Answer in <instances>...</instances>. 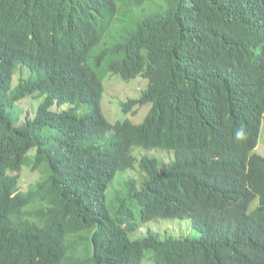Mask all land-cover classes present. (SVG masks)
<instances>
[{
	"label": "trees",
	"instance_id": "obj_1",
	"mask_svg": "<svg viewBox=\"0 0 264 264\" xmlns=\"http://www.w3.org/2000/svg\"><path fill=\"white\" fill-rule=\"evenodd\" d=\"M107 77L146 86L140 123L104 117ZM263 119L264 0H0V264H264Z\"/></svg>",
	"mask_w": 264,
	"mask_h": 264
},
{
	"label": "rangeland",
	"instance_id": "obj_2",
	"mask_svg": "<svg viewBox=\"0 0 264 264\" xmlns=\"http://www.w3.org/2000/svg\"><path fill=\"white\" fill-rule=\"evenodd\" d=\"M26 70L22 71L19 70V68L16 69V74L13 79V85H15L19 78L22 76H26ZM109 77V76H108ZM107 77V78H108ZM117 77V76H115ZM106 78V79H107ZM103 81L104 85V92L101 99V110L104 115V117L109 121L110 123H114L116 121H122L125 119L135 120L134 123H140L143 120L144 115L147 113L148 107L142 108L140 112L137 115L132 116L131 114L123 113L122 111V104L126 102L128 99H136L139 98L141 95V92L145 89V87L141 84L140 78H136L134 80H130L128 82L123 81L122 79L118 80L116 78H108L106 81ZM142 90V91H141ZM42 101V98L38 96H34L32 98H28L26 101L22 102L20 106L23 107L25 110V113L27 111H31V118L34 117L35 111L37 107L39 106L40 102ZM19 105H17L18 107ZM67 109V105L57 107L54 105L51 107V111L57 112V111H64ZM25 115L23 112V115L20 116V121L18 124H21L24 119ZM33 151H31L30 155H33ZM254 154L264 156V119L262 121L261 129H260V136L258 145L253 151ZM142 154H149L151 156L160 157L165 162H168L170 160V155L166 153V151H143L141 149H134L133 155L137 158H139ZM171 162V161H170ZM169 162V163H170ZM45 175L41 173V171H36L35 173H32L27 166H24L22 168V173L20 176L19 181V187L22 191L28 190L35 182H37L39 179H43ZM135 179L137 181V184H140L143 179V174L138 169L136 165V169L133 171H126L119 173L118 177L110 184L108 190H107V196H112L115 192L122 189L123 183L128 179ZM140 188V187H139ZM256 203V202H255ZM152 230L154 232L162 231V234L167 231L168 233H171L176 236L180 235H187L190 234L191 236H194L195 233L191 227V222L189 220H154L151 221L142 227L139 228V232H146L147 230ZM131 238H135V236H131ZM141 264H155L150 256V254H146L144 258L142 259Z\"/></svg>",
	"mask_w": 264,
	"mask_h": 264
}]
</instances>
